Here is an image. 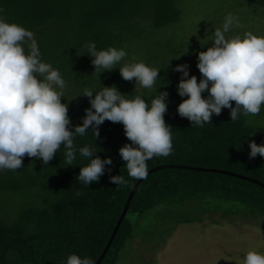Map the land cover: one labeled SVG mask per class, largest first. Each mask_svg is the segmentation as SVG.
Masks as SVG:
<instances>
[{"label": "trees", "instance_id": "1", "mask_svg": "<svg viewBox=\"0 0 264 264\" xmlns=\"http://www.w3.org/2000/svg\"><path fill=\"white\" fill-rule=\"evenodd\" d=\"M185 1L0 0V15L34 33L41 61L79 87L76 95L62 98L73 128L90 107L88 98L81 96L85 88L95 94L103 86L115 85L127 99L141 95L149 105L158 92L169 93L164 119L172 127V153L147 161L148 171L163 167L140 182L101 264H116L127 239L136 234L129 212L142 215L160 203L197 199L226 204L227 213L264 215V186L239 175L264 182V157L249 159V141L264 144V125L242 114L231 122L227 108L203 127L192 126L177 113L187 97L178 95L173 67L180 61L172 54L182 52L183 43L174 48V35H159L179 22ZM259 3L264 5V0ZM89 42H95L98 51L114 47L127 56L132 42L139 50L143 47V54H149L146 65L160 69L156 88L147 93L135 88L133 81L130 87L123 84L119 67L124 59L110 72L93 73ZM99 132L97 140L92 129L74 138L77 149L90 146L101 159H112L99 182L89 186L76 178L89 159L77 151L73 165H66L63 145L49 164L25 156L22 168L0 171V264H66L71 254L96 264L139 181L128 176L119 155L120 147L130 143L123 125L105 121ZM110 175H121L128 184L115 185Z\"/></svg>", "mask_w": 264, "mask_h": 264}, {"label": "clouds", "instance_id": "2", "mask_svg": "<svg viewBox=\"0 0 264 264\" xmlns=\"http://www.w3.org/2000/svg\"><path fill=\"white\" fill-rule=\"evenodd\" d=\"M240 26L239 18L229 13L222 28L215 29L212 46L197 54L199 80L189 76L188 64L173 68L182 74L178 95L187 97L177 106V113L192 126L212 124L213 115H221L225 108L230 110V121L235 122L241 114L258 115L264 106V37L252 32L227 35ZM86 47L93 57V73L98 76L117 68L127 56L125 50L114 47L98 51L95 42ZM40 55L34 33L0 15V171H17L23 167L25 156L49 164L63 145L66 165H73L77 151L90 161L80 167L76 178L86 186L99 182L112 159H101L90 146L77 149L74 138L92 129L95 140L99 139V128L105 121L123 125L130 143L120 147L119 155L126 162L128 176L135 180L148 176V160L172 153V127L164 119L167 91L158 92L149 105L141 95L127 99L115 85L103 86L95 94L85 88L81 96L88 98L90 107L85 109L82 123L73 128L68 105L62 103L66 81L59 70L42 62ZM159 71L143 62L119 67L122 79L135 80V88L153 89L161 78ZM205 92L206 97L202 95ZM249 148V159L264 157V144L251 140ZM109 180L115 185L128 184L121 175H110ZM66 264L94 261L71 254ZM243 264H264V254L247 251Z\"/></svg>", "mask_w": 264, "mask_h": 264}, {"label": "rangeland", "instance_id": "3", "mask_svg": "<svg viewBox=\"0 0 264 264\" xmlns=\"http://www.w3.org/2000/svg\"><path fill=\"white\" fill-rule=\"evenodd\" d=\"M229 13L239 18L241 26L234 27L228 36L252 32L264 37V5L259 0H186L179 22L160 31L159 36L174 35V48L183 43L182 52L172 55L180 64L190 66L189 76L199 79L197 54L212 46L215 29L222 28ZM136 46L132 42L125 64L148 62L149 54L144 55L143 47L139 50ZM181 75L175 72L178 83ZM120 80L132 86L122 77ZM153 89L145 90L150 93ZM78 90L77 84L66 82L64 96H74ZM251 121L264 125V106ZM228 207L220 202L188 199L160 203L142 215L129 212L136 234L127 239L116 264H243L247 251L264 254V215L227 213L224 210Z\"/></svg>", "mask_w": 264, "mask_h": 264}, {"label": "water", "instance_id": "4", "mask_svg": "<svg viewBox=\"0 0 264 264\" xmlns=\"http://www.w3.org/2000/svg\"><path fill=\"white\" fill-rule=\"evenodd\" d=\"M160 167H163V166H156L155 168L150 169V170L148 171V175H149L150 173L154 172L155 170L159 169ZM231 173H232V172H231ZM232 174H235V173H232ZM239 175L242 176V177H244V178H249V179H251V180H253V181H255V182H257V183H259V184H261V185L264 186V182H262V181H260V180H258V179H256V178H250V177H247V176H244V175H241V174H239ZM142 180H143V179H142ZM142 180H139V181L137 182V184H136L135 187L133 188L132 192L130 193V195H129L128 199H127V202H126L125 208H124V210H123V212H122V214H121V216H120V219L118 220V223H117V225H116V227H115V229H114V231H113V234H112V236H111V238H110V240H109L107 246L105 247V249H104L102 255H101L100 258L97 260L96 264H101V261H102L103 258L105 257V255H106V253H107V251H108L110 245L112 244V241H113V239H114V237H115V235H116V233H117V231H118V229H119V227H120V225H121V222H122V220L124 219V217H125V215H126V213H127V210H128L129 207H130V202H131V200H132V198H133V196H134V194H135V192H136V189L138 188V186H139V184H140V182H141Z\"/></svg>", "mask_w": 264, "mask_h": 264}]
</instances>
